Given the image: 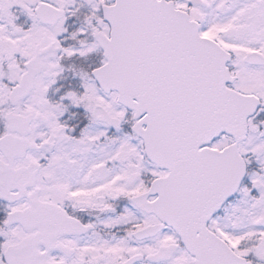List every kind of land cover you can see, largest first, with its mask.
Here are the masks:
<instances>
[{
	"label": "snow or ice",
	"instance_id": "1",
	"mask_svg": "<svg viewBox=\"0 0 264 264\" xmlns=\"http://www.w3.org/2000/svg\"><path fill=\"white\" fill-rule=\"evenodd\" d=\"M0 264H264V0H0Z\"/></svg>",
	"mask_w": 264,
	"mask_h": 264
}]
</instances>
